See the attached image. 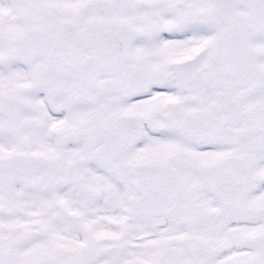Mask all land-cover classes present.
<instances>
[{
	"label": "snow or ice",
	"instance_id": "obj_1",
	"mask_svg": "<svg viewBox=\"0 0 264 264\" xmlns=\"http://www.w3.org/2000/svg\"><path fill=\"white\" fill-rule=\"evenodd\" d=\"M0 264H264V0H0Z\"/></svg>",
	"mask_w": 264,
	"mask_h": 264
}]
</instances>
